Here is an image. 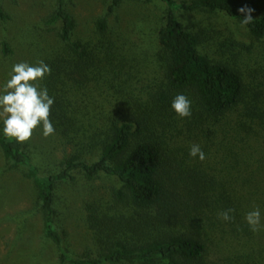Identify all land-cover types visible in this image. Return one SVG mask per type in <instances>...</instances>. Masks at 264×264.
Listing matches in <instances>:
<instances>
[{"label": "trees", "instance_id": "obj_1", "mask_svg": "<svg viewBox=\"0 0 264 264\" xmlns=\"http://www.w3.org/2000/svg\"><path fill=\"white\" fill-rule=\"evenodd\" d=\"M136 1H158L166 9L162 25L141 21L143 36L138 43L134 34L137 41L132 39L139 51L130 53L121 43L127 37L109 35L108 16L125 0H109L107 14L96 21L102 36L97 44L75 38L77 23L67 0H57L51 23H61L64 50L52 57L44 87L54 97L49 119L55 134L75 147L65 167L42 174L29 144L5 137L3 126L0 149L12 167L29 171L45 235L59 246L61 264H264V94L237 67L205 52L203 37L180 17L224 12L242 23L251 9L252 20L243 25L263 40L264 0ZM8 19L0 5V20ZM2 50L12 53L9 42ZM151 55L159 57L164 81L153 93L137 95L134 62ZM105 85L110 109L99 111L91 128L84 126L72 96L88 90L102 95ZM178 94L191 101L190 117L172 109ZM193 144L205 153L203 161L189 155ZM76 170L89 180L106 175L116 183L111 200L88 206L96 252L84 257L65 250L56 217L58 183L74 179ZM255 207L261 226L253 232L245 214ZM227 209H234V219L226 222L218 213Z\"/></svg>", "mask_w": 264, "mask_h": 264}, {"label": "rangeland", "instance_id": "obj_2", "mask_svg": "<svg viewBox=\"0 0 264 264\" xmlns=\"http://www.w3.org/2000/svg\"><path fill=\"white\" fill-rule=\"evenodd\" d=\"M108 3L109 0H67V10L77 23L76 39L96 44L102 40V36L96 33V21L107 14ZM0 5L9 15L7 21L0 20L2 92L14 64L28 62L35 65L42 60L49 65L52 57L64 50V45L59 36L61 23H51L57 0H0ZM165 9L158 1L125 0L116 14L108 16L109 35L114 40L119 36L127 37L121 43H126L125 49L130 53H137L139 49L134 47L139 42L138 36H143L138 31L141 21L151 18L162 25ZM180 17L187 28L203 37L205 52L216 60L237 67L246 82L264 94V39L255 38L241 22L224 12H181ZM132 39L137 43L134 44ZM4 41L9 42L12 49L9 55L2 50ZM137 55L140 57L141 54ZM158 59V56L151 55L134 62L131 84L137 95L153 93L163 83V65ZM44 79L39 81L42 88ZM107 85L103 86L102 95L98 90H88L79 96L67 94L73 97L74 104L81 111L84 126L92 127L98 121V112L110 109ZM61 94L64 96V91ZM0 126H3V117H0ZM27 143L42 174L60 171L65 167L66 158L75 152V147L64 144L65 141L55 133L45 138L42 126L34 130ZM28 172L23 167H12L0 149V264H61L59 246L45 235L43 213ZM74 176V179L59 182L57 187L56 217L64 236L63 247L74 257L95 255L96 244L88 223V206L93 202L101 204L105 199L111 200V187L116 183L106 175L89 180L78 170Z\"/></svg>", "mask_w": 264, "mask_h": 264}, {"label": "clouds", "instance_id": "obj_3", "mask_svg": "<svg viewBox=\"0 0 264 264\" xmlns=\"http://www.w3.org/2000/svg\"><path fill=\"white\" fill-rule=\"evenodd\" d=\"M244 8L240 12L244 13ZM251 9L247 10L242 24L251 22ZM51 74V68L44 61H38L35 65L28 62H19L12 66L10 78L6 81L0 92V117H3V134L5 137L14 138L18 143L29 141L33 132L42 126V135L47 138L55 133V128L50 121L51 107L54 97H50L46 87H40L39 81ZM172 109L181 117L191 116V101L184 94H178L173 98ZM189 155L198 157L203 161L205 153L198 144L190 146ZM234 209H227L218 213V217L224 221L234 219L230 213ZM245 221L250 230L256 232L261 226V211L259 207L245 214Z\"/></svg>", "mask_w": 264, "mask_h": 264}]
</instances>
